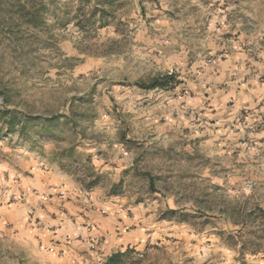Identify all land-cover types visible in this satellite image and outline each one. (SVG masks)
I'll use <instances>...</instances> for the list:
<instances>
[{
    "label": "rangeland",
    "instance_id": "1",
    "mask_svg": "<svg viewBox=\"0 0 264 264\" xmlns=\"http://www.w3.org/2000/svg\"><path fill=\"white\" fill-rule=\"evenodd\" d=\"M23 1L0 0V264H264V142L202 150L184 90L135 84L174 68L168 0H44L37 26ZM45 170L93 193L97 249Z\"/></svg>",
    "mask_w": 264,
    "mask_h": 264
},
{
    "label": "crops",
    "instance_id": "2",
    "mask_svg": "<svg viewBox=\"0 0 264 264\" xmlns=\"http://www.w3.org/2000/svg\"><path fill=\"white\" fill-rule=\"evenodd\" d=\"M167 54L174 57L179 80L170 90L185 91L184 114L196 121L191 127L197 131L189 132L194 133V144L213 151L264 142V0H168ZM34 179L44 185V193L61 192L53 200L63 201L73 212L72 234L82 236L84 246L91 234L87 224L97 221L105 230L106 219L91 208L93 193L64 186L52 171ZM53 208L60 213L59 207ZM39 212L45 229L60 219L53 220L42 206ZM64 230L49 231L57 237L66 234ZM101 230L92 234L99 237Z\"/></svg>",
    "mask_w": 264,
    "mask_h": 264
},
{
    "label": "trees",
    "instance_id": "3",
    "mask_svg": "<svg viewBox=\"0 0 264 264\" xmlns=\"http://www.w3.org/2000/svg\"><path fill=\"white\" fill-rule=\"evenodd\" d=\"M55 1V0H53ZM46 2L44 0H24L23 5L20 4L22 12H24V23H27L29 26H37L41 23L42 17L45 14ZM136 85L146 89H164L170 90L176 87L179 84L176 75H170L168 72L161 73L157 77L153 78L150 82L136 81ZM92 184V183H91ZM123 252H118L109 257L106 264H117Z\"/></svg>",
    "mask_w": 264,
    "mask_h": 264
},
{
    "label": "built area",
    "instance_id": "4",
    "mask_svg": "<svg viewBox=\"0 0 264 264\" xmlns=\"http://www.w3.org/2000/svg\"><path fill=\"white\" fill-rule=\"evenodd\" d=\"M168 74L170 75H174L175 71L174 70H169ZM29 224L33 229H37V227H39L41 225V220H39L37 217L32 216V214H29ZM87 229L88 231L91 233L90 236H88L87 239V244L88 247L90 249H97L100 245L99 239L97 236H94L92 233L95 232L96 230H98L99 224H96V222L87 224ZM129 227H124L123 230H127ZM121 229H118L115 231V234H120ZM111 236H113V233L111 234ZM71 245H73V238L70 236L65 237L64 239H62L61 241H56L55 244H52L51 246H49V250L51 251H57L58 253H65L66 252V248L67 247H71Z\"/></svg>",
    "mask_w": 264,
    "mask_h": 264
}]
</instances>
